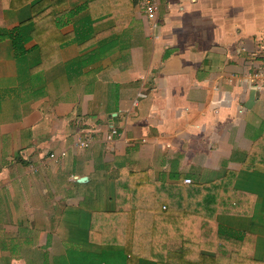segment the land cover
<instances>
[{
	"label": "crops",
	"instance_id": "obj_1",
	"mask_svg": "<svg viewBox=\"0 0 264 264\" xmlns=\"http://www.w3.org/2000/svg\"><path fill=\"white\" fill-rule=\"evenodd\" d=\"M39 2L0 19V264H171V192L203 264H264V0H160L151 31L137 0Z\"/></svg>",
	"mask_w": 264,
	"mask_h": 264
},
{
	"label": "trees",
	"instance_id": "obj_2",
	"mask_svg": "<svg viewBox=\"0 0 264 264\" xmlns=\"http://www.w3.org/2000/svg\"><path fill=\"white\" fill-rule=\"evenodd\" d=\"M28 3L40 4L39 0H0V19L5 11L19 9ZM41 14L42 12L37 10V14L31 22L21 25L11 34L13 46L17 53L25 49L24 39L27 34L26 30L30 29L32 34L30 36L35 34L33 26L36 24V21L37 31L39 30L38 22L42 18ZM48 23L50 31L51 22L48 21ZM48 33L46 31L40 33L43 40H38V47L42 51L51 52L54 51V44L50 47L49 44L52 37ZM53 62L55 60H52L49 64ZM183 187L185 190L189 188V186ZM177 196L176 192H171V202L166 204V210L163 209L164 204L160 202L159 206L157 203V217L154 215L152 219V226L156 229L160 243H169L168 248L161 249L162 252H166L167 250L161 259L164 260L171 253V264H203L204 260L209 258L203 254L206 249L208 250L207 246L205 247V237L201 234L203 221L199 216L198 209L191 205L189 206L188 203L185 205L184 202L178 203L174 201Z\"/></svg>",
	"mask_w": 264,
	"mask_h": 264
},
{
	"label": "built area",
	"instance_id": "obj_3",
	"mask_svg": "<svg viewBox=\"0 0 264 264\" xmlns=\"http://www.w3.org/2000/svg\"><path fill=\"white\" fill-rule=\"evenodd\" d=\"M140 9L145 17V22L147 23L148 29L151 31L157 26L158 22V10H159V2L160 0H137ZM249 83L258 88L264 89V64L262 67L253 69L249 73ZM118 136L117 128H112L110 132L107 134L106 138L108 141L114 140ZM90 140H78L75 145L77 147H87L89 145ZM64 155V154H63ZM51 157H55L54 154H51ZM193 182L191 178H183L182 183L184 185H189Z\"/></svg>",
	"mask_w": 264,
	"mask_h": 264
}]
</instances>
